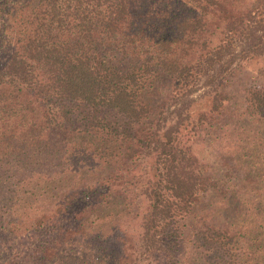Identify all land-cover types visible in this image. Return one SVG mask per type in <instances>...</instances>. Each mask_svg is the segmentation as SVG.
<instances>
[{
  "label": "trees",
  "instance_id": "1",
  "mask_svg": "<svg viewBox=\"0 0 264 264\" xmlns=\"http://www.w3.org/2000/svg\"><path fill=\"white\" fill-rule=\"evenodd\" d=\"M259 57L264 0H0V264H264V170L193 148Z\"/></svg>",
  "mask_w": 264,
  "mask_h": 264
},
{
  "label": "rangeland",
  "instance_id": "2",
  "mask_svg": "<svg viewBox=\"0 0 264 264\" xmlns=\"http://www.w3.org/2000/svg\"><path fill=\"white\" fill-rule=\"evenodd\" d=\"M264 65V57H259L247 63L241 69L235 71L232 76L228 77L223 87L224 92L230 99L225 104L221 112L215 116L217 123V139L203 140L200 138L194 144L193 148L199 151L201 166L206 174L213 179L219 177V166L222 161L230 168L231 173H239L241 183L247 184L250 179H256L259 169L264 170V123L260 120L248 118L246 115L240 114L243 111L244 91L248 88L253 75V69L256 66ZM166 84L159 82L156 86V97L153 102L158 103L166 92ZM207 142H210L207 145ZM223 171V168H222ZM232 181H237L236 178ZM242 192V191H241ZM244 195H240L243 197ZM205 209L197 206L193 210V215L187 220L189 226H185L184 232V248L181 252L180 259L184 253L190 248L187 241L188 233L194 222L195 214H201Z\"/></svg>",
  "mask_w": 264,
  "mask_h": 264
}]
</instances>
